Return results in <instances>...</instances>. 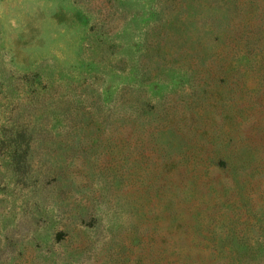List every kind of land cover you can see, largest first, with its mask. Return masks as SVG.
Masks as SVG:
<instances>
[{"label":"rangeland","instance_id":"obj_1","mask_svg":"<svg viewBox=\"0 0 264 264\" xmlns=\"http://www.w3.org/2000/svg\"><path fill=\"white\" fill-rule=\"evenodd\" d=\"M264 264V0H0V264Z\"/></svg>","mask_w":264,"mask_h":264},{"label":"trees","instance_id":"obj_2","mask_svg":"<svg viewBox=\"0 0 264 264\" xmlns=\"http://www.w3.org/2000/svg\"><path fill=\"white\" fill-rule=\"evenodd\" d=\"M182 264H201V263L199 262V260H197V258H192ZM224 264H240V263H235L232 258H224Z\"/></svg>","mask_w":264,"mask_h":264}]
</instances>
